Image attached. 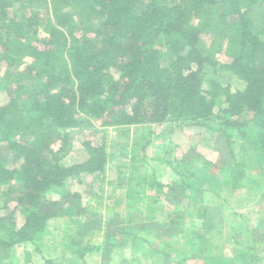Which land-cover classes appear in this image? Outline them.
Masks as SVG:
<instances>
[{
	"label": "trees",
	"instance_id": "1",
	"mask_svg": "<svg viewBox=\"0 0 264 264\" xmlns=\"http://www.w3.org/2000/svg\"><path fill=\"white\" fill-rule=\"evenodd\" d=\"M0 19L9 97L0 105V264L262 259L264 213L262 234L249 231L251 249H241L245 214L207 201L225 191L212 190L218 181L247 197L264 188V0H0ZM132 126L122 172L110 176L109 128ZM177 133L198 144L208 134L226 139L235 163L207 179L196 145L178 153ZM83 180L96 204L73 189ZM49 194L79 202L58 205Z\"/></svg>",
	"mask_w": 264,
	"mask_h": 264
},
{
	"label": "rangeland",
	"instance_id": "2",
	"mask_svg": "<svg viewBox=\"0 0 264 264\" xmlns=\"http://www.w3.org/2000/svg\"><path fill=\"white\" fill-rule=\"evenodd\" d=\"M34 5L36 6L37 3H34ZM42 11H43V15L47 18L48 17V11L44 8V6L42 7ZM12 13V12H11ZM2 24V20L0 19V25ZM205 42V41H204ZM200 46L202 49H207L205 47V45L200 42ZM222 59H227L226 57H222ZM6 64L4 63L1 67H0V72H3V66H5ZM19 67L18 63H15L14 68L17 69ZM9 100L8 94L6 91H2L0 89V105L5 104L7 101ZM244 119L246 118H250V116H248V114H244L243 115ZM159 129H162L159 128ZM158 130V129H157ZM109 145H110V152H115V157L113 158L112 162L110 163V170H109V174L110 176L113 177H117L123 169V166L125 165V161L124 158L121 159L120 154L121 152H123V149H127L130 145H132L134 143V136L136 134V127L132 126V127H128V128H116V127H110L109 128ZM197 132V131H195ZM192 133V131H191ZM191 133H177L176 134V141L178 144L179 148H178V153L179 154H183V153H187V151H189L192 147V145H196L197 148L195 150V152H193V159H195V161L197 160V162L199 163V165L201 166L202 170H205V172H207V176L206 178L208 179L209 177L211 179H221L222 178V172H221V164H233L235 163V160L233 158L232 153L230 152V146L228 145V143L226 142V139L224 138H220L218 136H212V134H208L205 137L203 136V142H200L198 144V140L201 139L200 136H192ZM91 137H93L94 139H97L99 134L95 133V135H90ZM175 138V137H174ZM162 140L161 139H157L155 142V146H158L160 144ZM176 143V145H177ZM235 146V145H234ZM237 147V145L235 146ZM79 148V142L78 141H73V143L70 145L69 148V157H67L66 161L71 160L75 154V152L77 151V149ZM238 149V147H237ZM236 149V150H237ZM155 150V149H154ZM1 152V151H0ZM152 153H154V151H152ZM3 154V152H2ZM240 158V157H239ZM243 158H240V160ZM124 164V165H123ZM219 187L215 186L212 188V190H216L223 188L225 191L223 192V194L221 196H218L217 198L211 197L207 202L210 203V205L213 207H216L217 204H220V206L224 203V199H226L228 201V203L230 202V204L234 207V209H232L231 212V217H233L235 212H243L246 216V224L242 225V230H244V233L239 237V239L234 240V244H236L237 246L240 244L238 242H244L243 246H241L240 248H244V247H248L249 249H251V245L253 243V238L250 237V233L249 231H253V233H258V234H262L258 229L260 227V220L263 218L261 214L264 213V196H262V192L264 193V188L261 189V191H259L258 189L253 190L252 193H250V195L247 197L245 196V194L247 193L246 191L243 192L240 190L237 191H230V189L227 187L228 185H224L222 184V181H218ZM217 184V185H218ZM209 186V184H207ZM73 189L78 192L80 195H83V201L86 204H96V200L91 196L92 193H94V189L92 188V184H88L85 180H83L82 182H78V181H74L73 182ZM247 189V188H246ZM6 187L3 188L1 191L2 193H5ZM245 190V189H243ZM110 192H113V189L110 190ZM0 193V203L3 200L2 197H4V194ZM222 193V192H221ZM210 194V193H209ZM211 196V195H210ZM209 198V197H207ZM75 201L70 200L69 197H65L63 198L60 194H49L47 196V201L49 202H53L54 201H58V205H65V203L69 204L71 202H76L78 203L79 200L76 198L74 199ZM216 202H213V201ZM259 200V202H258ZM47 201L44 203L43 206V210H49L50 208L47 204ZM89 202V203H88ZM204 202V201H203ZM212 202V203H211ZM204 203H202L200 206H202ZM227 205V204H226ZM61 207V206H60ZM59 207V208H60ZM1 208V205H0ZM59 208L54 209L56 212L59 211ZM219 211V210H218ZM98 212L101 214L99 216V220H104L105 216L104 214H106V209L104 210L99 209ZM260 212V213H259ZM3 213V210L0 209V215ZM220 212H218L219 214ZM217 214V219L220 220V215ZM18 220L19 222H21L23 220V215L18 212L17 214ZM261 218V219H260ZM67 220V219H66ZM63 221V219H56L54 218L52 220L53 225H55L57 230H62V227L64 226L63 223L61 224V222ZM61 224V225H60ZM57 234V233H56ZM89 234V233H88ZM248 235V237L246 236ZM98 236V235H96ZM95 236V237H96ZM98 238V237H97ZM259 241L263 242L264 239L259 237ZM124 243V242H122ZM126 246H128V242L126 241L125 244ZM257 245V243H256ZM124 247V246H123ZM233 244L230 242L229 244H225L224 245V250L223 253L224 254H229L234 255V252L231 251V249L233 248ZM53 249V248H52ZM57 249V251H55L57 254L56 256H59L63 253V250L61 249V247L55 248ZM50 252V250H49ZM47 252V254L49 253ZM58 252V253H57ZM21 254V253H20ZM19 257V256H18ZM259 257H261L262 259H260L259 262L253 263V264H264V249L262 252L259 253ZM23 258V257H21ZM100 259V260H99ZM41 262L40 258L38 259L37 257L35 258V256L33 257V263L35 262ZM106 258H103L101 260V256H96L94 259L90 258L88 262H90L91 264H106ZM8 264H17L15 262L8 263ZM187 264H205L203 260H190L188 261Z\"/></svg>",
	"mask_w": 264,
	"mask_h": 264
},
{
	"label": "crops",
	"instance_id": "3",
	"mask_svg": "<svg viewBox=\"0 0 264 264\" xmlns=\"http://www.w3.org/2000/svg\"><path fill=\"white\" fill-rule=\"evenodd\" d=\"M212 136H215L214 134H212Z\"/></svg>",
	"mask_w": 264,
	"mask_h": 264
}]
</instances>
